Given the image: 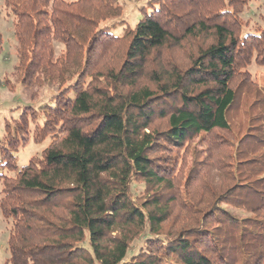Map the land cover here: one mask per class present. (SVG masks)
I'll list each match as a JSON object with an SVG mask.
<instances>
[{
  "label": "trees",
  "instance_id": "1",
  "mask_svg": "<svg viewBox=\"0 0 264 264\" xmlns=\"http://www.w3.org/2000/svg\"><path fill=\"white\" fill-rule=\"evenodd\" d=\"M143 1L136 25L104 26L121 17L118 0H5L25 84L58 81L52 100L31 118L24 109L0 142V169L13 173L0 175V209L13 224L6 264H264V219L220 207L237 199L264 209V158L247 160L251 173L232 175L200 225L175 235L164 230L181 196L175 160L158 156L234 134L243 107L240 151L264 147V92L247 69L264 65V28L243 25L251 0ZM54 42L64 46L57 57ZM23 135L48 146L19 168Z\"/></svg>",
  "mask_w": 264,
  "mask_h": 264
},
{
  "label": "rangeland",
  "instance_id": "2",
  "mask_svg": "<svg viewBox=\"0 0 264 264\" xmlns=\"http://www.w3.org/2000/svg\"><path fill=\"white\" fill-rule=\"evenodd\" d=\"M76 1V0H68ZM143 0H118L121 10V17L109 20L102 25L117 24L118 22H128L136 25L140 19L139 9ZM240 18L246 31L257 32L264 28V0H251L241 11ZM15 15L5 5V0H0V142L6 144L18 124L17 119L24 109H28V118H31L32 107L42 108L50 102L55 94L58 93V81L50 82L38 80L29 84L24 81L25 63H22L19 54V42L15 34ZM120 26V24H117ZM114 33L123 35V29L118 27ZM118 47L106 50V52H117ZM56 57L64 50V46L54 42ZM123 47V46H122ZM173 59L179 62L184 55L182 50L172 49ZM102 62L108 64L113 55L109 53ZM251 74L248 83L252 90L264 92V65L257 64L255 61L247 68ZM248 91V89H246ZM243 97V106H248V96ZM244 108V107H243ZM242 108L236 115L235 126L232 133H216L214 135L200 136L190 142L185 148L178 151L164 148L163 156L173 161L172 179L175 186L181 191V196L176 205L172 206V216L170 221L164 226L165 231L172 230L175 235L186 228H195L200 225L207 208L216 195H220L232 185L231 177H245L250 174L249 159L258 155L259 159L264 158V147L253 146L247 152H242L238 144L239 139L246 134L248 125L245 111ZM41 110V109H40ZM32 118H41L40 113ZM9 124L8 131L6 125ZM23 141L25 135H23ZM20 142L17 157L18 167L25 166L30 158L38 156L48 146V141L42 144H35L32 140ZM23 143V144H22ZM252 170V169H251ZM13 173L0 169V175ZM184 184L186 185L184 187ZM134 190L137 194L144 191L142 184H136ZM187 194H183V192ZM2 192V181L0 180V199ZM141 196V195H140ZM183 196V197H182ZM188 197V200L184 197ZM220 207L231 215L241 219L262 218L264 219V209L255 208L251 201L229 199L221 202ZM12 220L6 219L0 209V264H6L10 258L9 238L12 231Z\"/></svg>",
  "mask_w": 264,
  "mask_h": 264
}]
</instances>
